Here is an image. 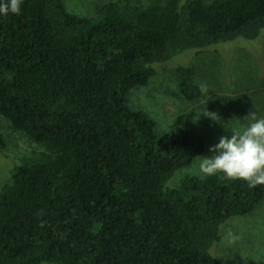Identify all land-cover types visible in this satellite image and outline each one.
<instances>
[{
	"label": "trees",
	"instance_id": "1",
	"mask_svg": "<svg viewBox=\"0 0 264 264\" xmlns=\"http://www.w3.org/2000/svg\"><path fill=\"white\" fill-rule=\"evenodd\" d=\"M72 10L23 0L19 15H0V118L41 149L0 186V264H222L223 226L254 212L264 185L217 173L171 188L205 142L183 127L158 132L130 93L179 55L257 39L264 0ZM175 73L179 96L196 101L194 70Z\"/></svg>",
	"mask_w": 264,
	"mask_h": 264
},
{
	"label": "rangeland",
	"instance_id": "2",
	"mask_svg": "<svg viewBox=\"0 0 264 264\" xmlns=\"http://www.w3.org/2000/svg\"><path fill=\"white\" fill-rule=\"evenodd\" d=\"M95 1L67 0L72 11L80 10L78 13L89 4L92 8ZM177 65L193 69V82L206 88H201V95L194 102H186L177 92ZM130 106L151 117L160 133L183 127L204 140V152L173 176L171 188L184 177H203L199 164L203 157L212 155L210 146L222 136L241 132L250 122V113L264 117V31L253 41L238 39L201 52L189 51L156 66L149 82L130 93ZM206 112L215 113L218 120L204 115ZM0 133L5 140L0 151L1 186L8 168L41 149L25 135L13 131L2 118ZM221 236L214 254L222 264H264V198L250 215L227 222Z\"/></svg>",
	"mask_w": 264,
	"mask_h": 264
},
{
	"label": "clouds",
	"instance_id": "3",
	"mask_svg": "<svg viewBox=\"0 0 264 264\" xmlns=\"http://www.w3.org/2000/svg\"><path fill=\"white\" fill-rule=\"evenodd\" d=\"M22 4L23 0H0V15H19ZM204 115L218 120L215 113ZM248 117L250 122L241 132L222 136L209 147L212 155L203 157L199 164L204 176L221 173L225 179L247 182L250 188L264 185V117L254 112Z\"/></svg>",
	"mask_w": 264,
	"mask_h": 264
}]
</instances>
